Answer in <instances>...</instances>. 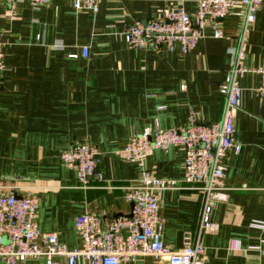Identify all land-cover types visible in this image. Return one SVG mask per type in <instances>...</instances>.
Instances as JSON below:
<instances>
[{"label": "crops", "instance_id": "crops-1", "mask_svg": "<svg viewBox=\"0 0 264 264\" xmlns=\"http://www.w3.org/2000/svg\"><path fill=\"white\" fill-rule=\"evenodd\" d=\"M198 1L102 0L93 15L75 11L72 0H52L39 12L25 0L11 20L0 0L7 67L0 88V195H37L40 230L56 233L68 250L81 245L74 227L78 216L130 215L124 188L138 181L141 171L116 153L136 134L147 127L184 128L192 113L205 124L221 120L225 100L220 87L231 51L240 43L241 8L221 21V39L206 28L187 55L179 49L133 50L123 36L127 26L180 4L194 14ZM245 64H264V2L248 34ZM240 84L236 146L224 161L229 196L213 208L218 229L204 236L207 264H264V103L254 94L261 78L249 73ZM75 142L98 148L104 184L81 187L75 173L62 166L59 153ZM184 159L180 147L155 150L144 169L159 180L182 181ZM201 204L200 194L186 186L161 192L162 239L173 251L182 249L186 232L197 231ZM58 261L67 264L66 258ZM135 264L167 263L141 258Z\"/></svg>", "mask_w": 264, "mask_h": 264}, {"label": "built area", "instance_id": "built-area-1", "mask_svg": "<svg viewBox=\"0 0 264 264\" xmlns=\"http://www.w3.org/2000/svg\"><path fill=\"white\" fill-rule=\"evenodd\" d=\"M25 0H2L9 9L8 17L14 19V9ZM32 10L47 8L52 0H26ZM73 9L98 14L102 0H72ZM264 0H200L194 14L185 11L182 4L167 9L158 17L137 21L127 26L123 36L133 50L152 48L182 55L195 50L204 38L206 28H211L215 39L222 38L221 21L232 15L236 8L243 25L240 43L231 51V62L226 82L220 87L225 100L220 121L211 124L199 122L192 113L187 125L179 129H153L147 127L136 134L116 155L134 164L141 178L124 188L123 199L131 207L129 216L106 219L96 213H85L75 220V231L80 247L68 250L59 243L56 233H43L38 224L39 197L28 194L18 197L14 193L0 195V264H27L43 260L45 264H135L141 258L167 264H207L204 236L216 232L212 221L215 204L228 200L223 185L224 161L235 146V119L241 109L243 89L241 80L246 74H257L261 84L254 90L255 97L264 103V64L248 68L245 64L247 38L261 11ZM83 48V57H88ZM7 67L0 44V88ZM172 147L184 151V178L182 181L159 180L147 172L145 160L155 150L168 152ZM99 150L96 146L75 142L59 153L63 167L73 171L81 187L94 183L104 184L99 169ZM182 186L196 190L202 197L201 212L196 232H186L183 247L173 251L162 239L165 220L160 214L161 192L180 189Z\"/></svg>", "mask_w": 264, "mask_h": 264}]
</instances>
